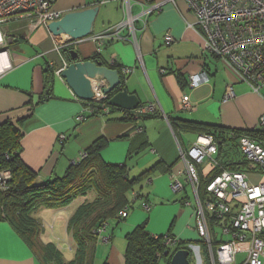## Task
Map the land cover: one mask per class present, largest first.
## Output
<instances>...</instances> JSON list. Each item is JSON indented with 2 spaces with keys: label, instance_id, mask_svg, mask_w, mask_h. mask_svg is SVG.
Segmentation results:
<instances>
[{
  "label": "crops",
  "instance_id": "crops-1",
  "mask_svg": "<svg viewBox=\"0 0 264 264\" xmlns=\"http://www.w3.org/2000/svg\"><path fill=\"white\" fill-rule=\"evenodd\" d=\"M131 3L136 30L133 34L128 26L124 27L120 34L126 39L106 38L100 44L93 38L128 20L123 0H107L101 4L99 0H55L53 8L64 13L98 5L94 33L74 40L67 34L51 32L47 26L30 30L28 21L14 20L12 27L6 26L7 38L13 37L14 41L6 40L0 47L6 50L11 65L0 75V124L10 120L23 132L21 158L38 173L37 182L63 176L73 161L79 160L81 152L102 137L108 139L100 153L103 160L126 164L128 177L134 181L129 191V216L120 218L117 214L108 220L109 226L93 245V264H127L128 235L142 224L155 236L172 235L192 249L201 248L205 255L196 227L192 187L187 184L184 190L173 192L168 182L172 172L185 169L181 148L187 152L193 146L187 133L197 137L201 133L175 131L170 119L258 129L259 119L264 115L261 92L251 90L232 67L216 56L222 65L214 63L204 51L196 17L186 0H131ZM158 5L160 8L156 10ZM167 34L174 42L167 43ZM63 48L77 50L80 60H93L99 54L109 66L114 61L129 92L139 97L142 106L156 104V113L127 119V115L136 111L114 108L109 101L85 104L88 100L77 97L66 79L55 72L64 61L70 64ZM123 67L134 70L124 74ZM201 69L208 71L209 81L197 88L190 87L189 76ZM93 82L96 85L106 80L93 79ZM230 82H234L236 96L224 100ZM49 95L50 98L39 103L40 97ZM184 95H190L196 109L182 108L180 99ZM249 98L257 100L251 117L246 115L251 110L250 103L247 104ZM103 104H108L109 113L103 111ZM80 114L86 119L78 121ZM61 134L66 138L61 140ZM212 171L209 163L199 174L205 179ZM248 176L257 183L262 175L248 172ZM95 197L96 193L90 192L64 208L39 207L33 214L42 224V240L54 243L65 256V244L70 248L73 242L76 245L70 218L82 203ZM146 204L150 207L146 208ZM50 216L65 219L61 225L49 227L46 218ZM223 225L229 226V223H210L213 242L232 239L230 235L219 236L217 229ZM179 249L184 248L176 251ZM176 251L169 253L173 255ZM246 257V252L237 254L238 262ZM203 260L200 264H209L205 257ZM0 264L46 263L43 252L34 250L9 221L0 218Z\"/></svg>",
  "mask_w": 264,
  "mask_h": 264
},
{
  "label": "built area",
  "instance_id": "built-area-1",
  "mask_svg": "<svg viewBox=\"0 0 264 264\" xmlns=\"http://www.w3.org/2000/svg\"><path fill=\"white\" fill-rule=\"evenodd\" d=\"M55 0H0V47L5 41L13 42L14 38H7L6 23L14 20L28 21L30 30L39 26H48L52 21L64 16V12L55 10ZM107 0H99V4ZM126 11L129 15L127 21L120 25L113 26L108 31L97 35L95 41L102 44L101 40L106 38L126 39L121 36V30L128 26L135 34V17L131 13V0H123ZM175 2L176 0H168ZM190 9L196 17L197 31L203 38V49L211 53L221 61L227 63L240 76V79L251 87L255 92L260 93L264 88V0H186ZM156 10L160 5L155 6ZM193 23H190L192 26ZM167 43L174 42V38L167 34ZM7 53L0 49V55ZM141 60L142 58L139 57ZM114 64V61H111ZM11 65L7 63L0 69V75ZM68 66L66 61L62 66L55 68L57 74ZM133 68L123 67V73L129 74ZM210 75L207 70L189 76V85L197 88L207 83ZM104 80V79H101ZM107 81L93 82L95 102L108 100L110 95L103 91ZM234 82L227 85L224 100L236 96ZM181 106L186 110H194L196 106L191 102L190 95H184L181 99ZM103 111L109 113L108 104H103ZM136 114L152 113L156 111V104L138 107ZM86 116H77L78 121H83ZM259 127L264 129V115L259 119ZM233 137L237 134L232 132ZM66 135L61 134L63 140ZM239 147L245 157L255 165L259 166L262 180L254 183L250 180L248 172L223 169L206 189L208 197L202 201L199 195L200 174L198 165L209 160L211 166H221L216 155L219 147L216 139L211 134L201 133L193 146L185 152L181 148V159L185 163L183 172H172L170 188L174 192L182 191L189 184L192 187L196 200L195 218L196 227L201 241L209 245L212 264H264V140L249 135L239 137ZM87 157V152H81L79 162ZM13 178L10 168L0 167V189L7 191ZM216 198L217 201H214ZM235 201L236 212L233 213L231 202ZM187 204H190L187 201ZM146 208L150 205L146 204ZM131 209L126 204L120 211V218H127ZM215 217L221 223L228 222L229 226L223 225V233L232 237L229 241L220 243L213 248L211 242V228L209 218ZM108 221L96 228L94 232L103 235L106 231ZM165 244L170 247L178 245L179 241L172 235H165ZM194 249L196 247H193ZM198 247V253H199ZM246 252L244 261L238 262L237 254Z\"/></svg>",
  "mask_w": 264,
  "mask_h": 264
},
{
  "label": "trees",
  "instance_id": "trees-1",
  "mask_svg": "<svg viewBox=\"0 0 264 264\" xmlns=\"http://www.w3.org/2000/svg\"><path fill=\"white\" fill-rule=\"evenodd\" d=\"M69 50V48H63V55L65 59L71 62ZM92 59L109 66L99 54L94 55ZM110 67L118 69V64H111ZM180 81H183L182 76ZM124 87L125 78L122 76L121 85L113 91L110 98ZM48 98L50 95L40 97L39 103ZM108 101L106 100V102ZM88 103H93V100L85 101V104ZM100 109L101 107H98V110ZM127 112L131 111L128 110ZM154 113L156 112L144 114L132 112L127 115V119H136V116L144 117ZM170 120L175 131H197L199 134H211L218 143L219 152L217 155L221 166H211L213 171L205 179L200 176L199 195L202 201L208 197L207 184L223 169L260 172L261 168L245 157L239 147L238 140L241 135H249L264 140V129L254 128L252 131H245L246 129L203 124L181 118H171ZM232 132L236 133L237 137H233ZM22 138L23 132L15 123L8 120L0 124V167L10 168L13 172L9 189L7 191L0 189V218L9 221L34 250L43 252V259L46 264H93V245L98 236L94 229L101 226L105 221L117 217L119 211L129 202V191L133 188L134 181L128 177L127 165L107 163L103 160L100 153L107 145L108 139L102 137L94 141L86 150L87 157L72 164L63 176L38 183V173L29 168L21 158ZM90 192H95L96 197L91 201L87 200L82 203L70 218L69 225L76 243L77 257L65 262L62 251L54 243H45L42 240L43 227L33 213L41 206L48 208L67 207L79 196H86ZM232 210L233 213L236 212L235 205ZM147 221L148 219L145 223ZM209 223L220 225L221 221L215 217H210ZM165 237V235H153L147 229L146 224L138 226L133 233L128 235L129 246L126 253V263L161 264V261L164 260L167 262L166 264H171L172 255L169 253L166 256V251L173 252L177 248H184L191 251L189 259L191 264H194L196 260L190 245L184 241H179L177 248L173 249L165 244ZM200 242L205 251L203 257L209 264H212L208 243ZM211 242L213 248H216L223 241L213 242L211 239Z\"/></svg>",
  "mask_w": 264,
  "mask_h": 264
},
{
  "label": "water",
  "instance_id": "water-1",
  "mask_svg": "<svg viewBox=\"0 0 264 264\" xmlns=\"http://www.w3.org/2000/svg\"><path fill=\"white\" fill-rule=\"evenodd\" d=\"M98 11V5L70 11L65 13L60 19L50 22L47 27L55 34L64 33L74 40H80L94 33ZM70 55L71 62L64 68L61 75L80 99L93 100V79H104L107 81L103 91L108 95L112 94L121 85L122 77L118 69L104 65L101 61L80 60V54L75 49L70 50ZM109 104L134 111L140 106V100L136 94L130 93L127 87H124L111 96ZM168 254L169 251H166V256ZM190 254L191 251L188 249L177 250L172 255L171 264H191Z\"/></svg>",
  "mask_w": 264,
  "mask_h": 264
},
{
  "label": "rangeland",
  "instance_id": "rangeland-1",
  "mask_svg": "<svg viewBox=\"0 0 264 264\" xmlns=\"http://www.w3.org/2000/svg\"><path fill=\"white\" fill-rule=\"evenodd\" d=\"M13 24H14V21H10V22L6 23L3 26L4 27L7 26L8 28H10V27L13 26ZM7 27H6V31H8L7 30ZM208 54H210V58L213 60L214 63H218L219 65H222V62H220L221 60L220 61L217 60V58L213 54H211V53H208ZM249 88L251 90H253L251 87H249ZM259 96H261L262 98H264V88H262L261 93H260ZM256 102H257V100H254V99H251V98L248 99L247 104L250 103L251 110L246 113L247 116H249V117L253 116ZM245 129H246L245 131H252L254 129V127H248V128H245ZM187 137H189L190 146H192L193 143H194V141L197 139V135L196 134H193V133H187ZM208 162L209 161L205 160L204 163H202L201 165H198V171L200 172V174H201V168L207 167L209 165ZM260 180H262V176L260 177ZM169 181H170V178L168 177V182ZM171 191H173V190L171 189ZM192 200L195 202L194 197H192ZM64 219L65 218H63V216H57L54 219H53L52 216H50L49 218H46V220H47L46 221V226L48 225L50 227L51 225L54 226L55 224H57V226L58 225H61L63 223ZM108 226H109V223H108L107 227ZM63 229H64V227H63ZM63 229L60 230V233L61 234L64 232ZM217 232H218L219 236L226 237V235L223 233V229L221 227H218ZM198 236H199V233H198ZM72 245H73V247L70 248L69 245L65 244V249H67V250H65V256H64V253L62 252L63 259H64L65 262H68L67 258L68 259L72 258L71 260H74L77 257V255H76V253H77L76 245L74 244V242H73ZM192 251H193V257L196 259V264H200L201 261L202 262L204 261L203 260V254H202L201 248L199 249V253H198V247H196L195 249H192ZM71 260H69V261H71ZM161 264H163V261L161 262Z\"/></svg>",
  "mask_w": 264,
  "mask_h": 264
},
{
  "label": "bare ground",
  "instance_id": "bare-ground-1",
  "mask_svg": "<svg viewBox=\"0 0 264 264\" xmlns=\"http://www.w3.org/2000/svg\"><path fill=\"white\" fill-rule=\"evenodd\" d=\"M6 57H5V56ZM7 60H8V55H7V53H3V54H1L0 55V69H2V67L7 63ZM205 84V83H204ZM201 85H203V84H201ZM200 85V86H201ZM260 128V127H259ZM260 129H262V128H260ZM75 163H77V162H75ZM75 163H72V164H75ZM214 201H217L216 200V198H214ZM236 202L235 201H232L231 202V206H233L234 204H235ZM170 247V246H169Z\"/></svg>",
  "mask_w": 264,
  "mask_h": 264
}]
</instances>
